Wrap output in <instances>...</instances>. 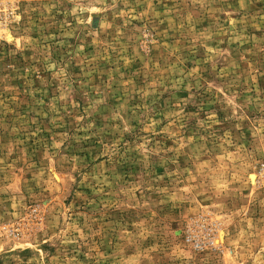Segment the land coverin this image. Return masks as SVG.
I'll return each mask as SVG.
<instances>
[{"label":"rangeland","instance_id":"374dc122","mask_svg":"<svg viewBox=\"0 0 264 264\" xmlns=\"http://www.w3.org/2000/svg\"><path fill=\"white\" fill-rule=\"evenodd\" d=\"M0 264H264V0H0Z\"/></svg>","mask_w":264,"mask_h":264},{"label":"bare ground","instance_id":"6f19581e","mask_svg":"<svg viewBox=\"0 0 264 264\" xmlns=\"http://www.w3.org/2000/svg\"><path fill=\"white\" fill-rule=\"evenodd\" d=\"M251 179H253V176H251Z\"/></svg>","mask_w":264,"mask_h":264}]
</instances>
